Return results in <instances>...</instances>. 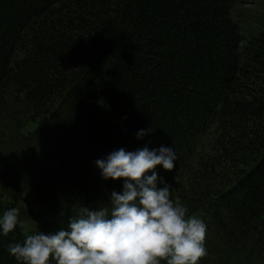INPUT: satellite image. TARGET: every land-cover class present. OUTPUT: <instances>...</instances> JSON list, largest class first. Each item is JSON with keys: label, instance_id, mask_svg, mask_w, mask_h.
<instances>
[{"label": "trees", "instance_id": "obj_1", "mask_svg": "<svg viewBox=\"0 0 264 264\" xmlns=\"http://www.w3.org/2000/svg\"><path fill=\"white\" fill-rule=\"evenodd\" d=\"M238 2L0 0V264L107 204L123 180L95 161L145 145L176 151L154 170L207 225L198 264H264V34L243 42Z\"/></svg>", "mask_w": 264, "mask_h": 264}, {"label": "clouds", "instance_id": "obj_2", "mask_svg": "<svg viewBox=\"0 0 264 264\" xmlns=\"http://www.w3.org/2000/svg\"><path fill=\"white\" fill-rule=\"evenodd\" d=\"M152 131L142 128L136 136ZM176 160L175 149L166 145L111 151L95 165L102 179H122V191L113 190L96 209L82 206L66 227L27 234L6 250L20 264H198L207 255V225L171 198V185L154 170L160 165L170 171ZM19 217L18 207L3 211L0 234L16 229Z\"/></svg>", "mask_w": 264, "mask_h": 264}, {"label": "rangeland", "instance_id": "obj_3", "mask_svg": "<svg viewBox=\"0 0 264 264\" xmlns=\"http://www.w3.org/2000/svg\"><path fill=\"white\" fill-rule=\"evenodd\" d=\"M233 14L234 20L241 26L244 43L264 34V0H239ZM3 171L4 166L0 163V173ZM32 231L40 230L35 226Z\"/></svg>", "mask_w": 264, "mask_h": 264}]
</instances>
